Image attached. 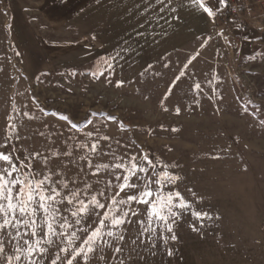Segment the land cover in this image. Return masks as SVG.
<instances>
[{
  "label": "rangeland",
  "instance_id": "374dc122",
  "mask_svg": "<svg viewBox=\"0 0 264 264\" xmlns=\"http://www.w3.org/2000/svg\"><path fill=\"white\" fill-rule=\"evenodd\" d=\"M259 23L248 35L264 34L263 16ZM22 24L20 13L0 0V145L9 141L0 151L14 150L25 163L39 153L31 160L38 172L59 171L55 180L75 188L90 184V192L103 188L106 195L115 176L104 169L94 175L95 166L146 153L177 165L168 170L180 180L169 188L192 205L177 209L173 232L165 231L164 239L157 229L153 247L147 235L141 243L137 223L146 219L148 205L134 203L140 214L122 226L125 239L108 238L111 246L98 248L89 264H264V44L245 48L244 32L218 21L205 37L141 74L110 75L109 62L93 59L91 47L59 43L76 39L68 29L61 36L35 22L43 43ZM194 212L207 215L198 219ZM84 223L96 226L91 218ZM5 251L14 255L7 240Z\"/></svg>",
  "mask_w": 264,
  "mask_h": 264
},
{
  "label": "snow or ice",
  "instance_id": "6c2138e0",
  "mask_svg": "<svg viewBox=\"0 0 264 264\" xmlns=\"http://www.w3.org/2000/svg\"><path fill=\"white\" fill-rule=\"evenodd\" d=\"M164 2L157 0L160 4ZM168 2L171 3V0ZM192 2L203 6V0ZM219 2L224 4L226 0ZM204 10L209 15L213 14L210 7ZM109 59L113 62L108 63L105 70L111 75L115 71L116 58ZM122 84L123 81L118 82V86ZM195 87L199 88L200 85ZM72 127L77 125L73 124ZM87 135L91 138L93 133ZM103 139L110 138L104 136ZM8 142L6 140L0 147H6ZM97 144L98 141H94L90 151L95 153ZM79 146L88 148L83 142ZM36 155L39 153L26 157L29 162L25 163L14 154V150L8 153L0 151V237H4L0 239V255L4 256L3 264H13V261L15 264H44L53 249L50 264H75L78 258L81 264H89L98 248L110 247L111 240L122 242L125 239L122 226L132 223L130 215L140 214L133 209L134 203L148 205L146 219L137 221L141 228V243H144L142 237L145 235L149 242H153L157 229L160 230V238L164 239L165 231L173 232L175 218L180 214L177 209L192 208L178 190L169 188L180 180L178 175L168 170L177 165L156 162L146 153H140V159L135 154L128 156L127 163L124 157H117V162L112 165L95 166L94 175L104 169L111 170L115 176L117 183L107 181V195L103 188L90 192V184L75 188L70 187L67 180H55L54 176L62 175L59 171L53 173L46 167L47 174L38 172L31 163ZM81 158L87 160V155ZM43 163L47 166V157H44ZM88 166H92L90 161ZM113 188L117 189L114 193L111 191ZM121 193L124 195L121 196ZM101 198L106 201L107 207ZM193 214L198 219L207 215L202 212ZM86 218H91L96 226H86ZM9 229L12 231L9 232ZM170 238L175 240L176 236L173 234ZM6 240L12 244L14 255L6 254ZM121 251L119 246L114 249L115 253Z\"/></svg>",
  "mask_w": 264,
  "mask_h": 264
},
{
  "label": "crops",
  "instance_id": "0c3cea01",
  "mask_svg": "<svg viewBox=\"0 0 264 264\" xmlns=\"http://www.w3.org/2000/svg\"><path fill=\"white\" fill-rule=\"evenodd\" d=\"M5 2L11 11L20 13L22 27L28 30L29 36L35 41L46 42L44 36L35 30L34 24L40 20L44 28L61 36L68 29L71 38L76 39L70 42L60 40L61 45L64 42L86 44L91 47L93 59L103 58L112 63L109 58H116L117 75L141 74L153 66L154 62L205 37L218 21L224 24L217 16L224 6L219 0H203V6L192 0H171V3L165 0L163 4L157 3V0ZM205 7H210L213 14L205 12ZM32 13L37 14L38 20L31 18ZM245 14L251 28L243 33L244 43L248 39L251 41L258 38L248 34L251 29L259 30V20L264 17L257 5L246 8Z\"/></svg>",
  "mask_w": 264,
  "mask_h": 264
},
{
  "label": "built area",
  "instance_id": "2783aa9c",
  "mask_svg": "<svg viewBox=\"0 0 264 264\" xmlns=\"http://www.w3.org/2000/svg\"><path fill=\"white\" fill-rule=\"evenodd\" d=\"M252 5L259 6L264 15V0H226L222 11L230 15L237 27H243L247 23L245 10Z\"/></svg>",
  "mask_w": 264,
  "mask_h": 264
},
{
  "label": "trees",
  "instance_id": "16d2710c",
  "mask_svg": "<svg viewBox=\"0 0 264 264\" xmlns=\"http://www.w3.org/2000/svg\"><path fill=\"white\" fill-rule=\"evenodd\" d=\"M217 16L220 18V20L222 21V23L226 24L228 28L230 29H234L237 28L238 30H242V32H248L250 30V25L248 23H246L243 27H237L235 21L230 17V15L228 13L225 12H219L217 14ZM244 43V42H243ZM257 44H264V34L257 39L251 40L247 43V41L244 43V47H252L255 46Z\"/></svg>",
  "mask_w": 264,
  "mask_h": 264
}]
</instances>
